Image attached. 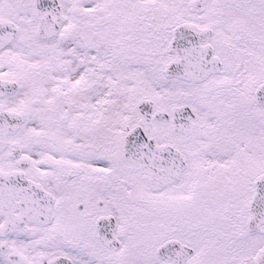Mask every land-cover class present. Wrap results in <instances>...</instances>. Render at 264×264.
<instances>
[{
	"label": "snow or ice",
	"instance_id": "6c2138e0",
	"mask_svg": "<svg viewBox=\"0 0 264 264\" xmlns=\"http://www.w3.org/2000/svg\"><path fill=\"white\" fill-rule=\"evenodd\" d=\"M0 264H264V0H0Z\"/></svg>",
	"mask_w": 264,
	"mask_h": 264
}]
</instances>
